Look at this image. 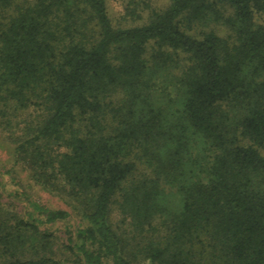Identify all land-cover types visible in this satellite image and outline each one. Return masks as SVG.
<instances>
[{"label":"trees","instance_id":"1","mask_svg":"<svg viewBox=\"0 0 264 264\" xmlns=\"http://www.w3.org/2000/svg\"><path fill=\"white\" fill-rule=\"evenodd\" d=\"M142 12L0 0V137L75 216L0 200V264H264V0Z\"/></svg>","mask_w":264,"mask_h":264},{"label":"rangeland","instance_id":"2","mask_svg":"<svg viewBox=\"0 0 264 264\" xmlns=\"http://www.w3.org/2000/svg\"><path fill=\"white\" fill-rule=\"evenodd\" d=\"M16 1L20 3L22 0ZM129 1H132L138 9H144L143 16L151 9H160L167 5V0H106L108 15L114 25L127 23L122 16ZM210 27H213V25L210 24ZM214 28L220 35L227 33L226 28L223 26L216 24ZM11 153L10 144L0 137V200L4 205L6 207L9 205L22 207L28 199L51 210H65L70 215L67 222L70 226L74 222L75 216L68 202L60 196L47 193L32 184L25 172L18 165L13 164ZM175 193L170 189L164 191L163 199L170 209L177 204L178 195ZM54 227L58 229L60 236L64 235V225L56 224Z\"/></svg>","mask_w":264,"mask_h":264}]
</instances>
